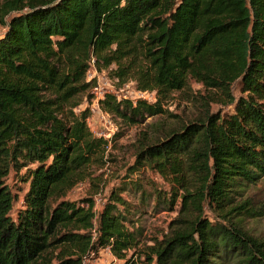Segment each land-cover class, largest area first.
Segmentation results:
<instances>
[{"label": "trees", "instance_id": "obj_1", "mask_svg": "<svg viewBox=\"0 0 264 264\" xmlns=\"http://www.w3.org/2000/svg\"><path fill=\"white\" fill-rule=\"evenodd\" d=\"M0 23V264H86L105 249L111 264H264V239L243 225L264 216V201L247 194L264 178V0H0ZM92 65L118 86L134 79L156 92L155 102L102 101L128 124L163 114L162 102L191 79L233 105L139 140L131 171L168 183L155 207L180 203L170 234L152 244L126 188L113 189L98 215L93 199L66 198L107 149L87 124L90 108L76 110L79 96L92 98ZM238 79L245 96L236 98ZM12 169H25L28 184L16 212ZM207 206L216 216H204Z\"/></svg>", "mask_w": 264, "mask_h": 264}, {"label": "rangeland", "instance_id": "obj_2", "mask_svg": "<svg viewBox=\"0 0 264 264\" xmlns=\"http://www.w3.org/2000/svg\"><path fill=\"white\" fill-rule=\"evenodd\" d=\"M15 0H1V3L12 2ZM34 0H23L28 4ZM26 7L25 9H27ZM17 12L14 10L4 16L6 22H9L12 15ZM6 30V26L0 23V35ZM91 75L100 73L99 75H107V70L98 71L95 66L90 68ZM89 73L87 79L89 80ZM108 76V75H107ZM128 85L123 89L130 96L136 97V81L129 79ZM90 91V90H89ZM91 92V91H90ZM149 102L157 100L156 92H150ZM232 96L239 98L243 95L241 79H238L231 88ZM81 104L77 107V111L90 107L93 100L87 94L83 97L79 96ZM164 113L155 116H145L140 123L128 124L122 118L111 116V123L116 127V133L113 138L112 146L107 148L103 154L102 161L99 164L91 166L90 174L87 178L75 186L67 195L66 198L71 200H81L91 198L94 201V211L98 215L108 199L113 189L126 188L123 195L130 201L132 206L131 216L136 221L137 226L143 229L145 242L152 244L153 238H162L166 234H170L172 222L181 215L180 203H177L172 209L166 205H158L155 207L156 189L169 190L168 183L151 169L142 168L140 171L132 172V168L136 163V152L139 145V140L146 137L149 142L163 138L170 131L180 128L184 123L203 115L206 110L212 112H230L233 110V105L230 104V98L219 89H211L197 82L194 79L190 80L188 88L179 91H173L168 99L162 102ZM95 117V122L92 124L97 128L106 130L110 128L109 123H105L98 112H91ZM25 169H12L7 178L12 192L16 195L13 212H16L22 206V199L28 184L22 181V176ZM139 183L137 189L132 186L134 182ZM138 188L145 190L147 197L141 201V191ZM248 195H252L257 201H264V178L257 185L249 188ZM204 216L213 218L216 216L208 206L205 207ZM246 230L252 235L264 239V216L257 218H246L243 221ZM116 261L113 254L107 250H102L100 253L86 260V264H111Z\"/></svg>", "mask_w": 264, "mask_h": 264}, {"label": "built area", "instance_id": "obj_3", "mask_svg": "<svg viewBox=\"0 0 264 264\" xmlns=\"http://www.w3.org/2000/svg\"><path fill=\"white\" fill-rule=\"evenodd\" d=\"M93 66L94 65H92L91 67H93ZM89 71H90L89 81L93 82V86L91 89L93 104H92V106L89 107L90 111L92 113L93 112L100 113L103 121L105 123L110 124V128H107L106 130H104L102 128L99 129L95 126L93 128L92 124H94L96 119L92 114H90L89 117L87 118V124H88L91 132L93 133V135L106 140V147L110 148L112 146L113 138H114V135L116 133L117 127L113 123H111L110 113L108 111H105L102 108V101L109 94H115L119 100L120 99H129L134 104H136L139 98H143V99L148 100L149 97L151 96V93H150V91L141 90V89L137 88L136 92H135L137 98H134L133 96H130L127 93H122V92H124L123 89L125 88V86L128 85L127 82L123 83L121 86H118L116 84L118 79L111 78L105 74L99 75L100 73H97V72L94 74V76H92L90 69H89ZM105 250L111 252L109 249H105ZM85 263H86V261H85Z\"/></svg>", "mask_w": 264, "mask_h": 264}]
</instances>
